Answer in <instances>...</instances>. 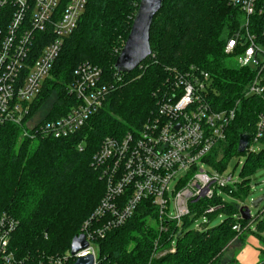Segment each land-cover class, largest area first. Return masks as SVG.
Listing matches in <instances>:
<instances>
[{
    "label": "trees",
    "instance_id": "1",
    "mask_svg": "<svg viewBox=\"0 0 264 264\" xmlns=\"http://www.w3.org/2000/svg\"><path fill=\"white\" fill-rule=\"evenodd\" d=\"M140 2L89 0L34 102L33 114L47 110L42 122L67 114L78 103L71 92L75 70L83 63L99 66L115 89L81 130L64 138H30L17 125H0V215L6 213L19 222L11 238L19 264H39L47 256L71 249L83 222L91 218L106 191V183L93 166L94 155L107 137L138 133L157 113L158 94L168 79L192 67L211 74L210 100L216 110L239 102L226 140L208 157L224 173L234 154L246 156L241 179L231 186L233 199L223 201L218 194L200 199L190 205L191 215L181 226L169 222L167 232L158 229V212L146 201L126 224L98 242L101 263L220 264L226 248L243 241L246 231L261 237L264 258V218L258 219L253 231L254 217L246 220L240 214L251 192L252 176L264 167V149L238 152L241 135L257 133L264 116V96L245 95L257 70L239 66L235 55L225 53L228 40L248 17L229 0H163L151 26L152 54L133 72H118L116 63ZM249 28L261 37L264 13L249 17ZM219 205L208 217L211 223L222 215L220 224L191 228L209 206ZM237 224L240 230L234 229ZM174 241L176 250L172 251Z\"/></svg>",
    "mask_w": 264,
    "mask_h": 264
},
{
    "label": "built area",
    "instance_id": "2",
    "mask_svg": "<svg viewBox=\"0 0 264 264\" xmlns=\"http://www.w3.org/2000/svg\"><path fill=\"white\" fill-rule=\"evenodd\" d=\"M88 2L0 0V125H17L23 129V136L30 138H64L81 130L104 106L115 85L106 79L102 68L83 63L75 70L71 84L78 103L63 116L33 121L34 102L65 40L78 28ZM229 3L248 20L228 40L225 53L235 55L239 66L257 70L245 95L264 96V33L259 37L249 28V17L264 13V0H229ZM167 84L158 94L157 113L138 133L107 137L93 157V166L106 183V191L91 218L82 225L80 234L86 236L89 246L76 255L70 249L65 254L47 256L39 264H73L77 258L90 254L94 256V264H102L98 242L109 231L126 224L146 201L158 212V229L167 232L169 222L180 227L184 218L191 215L192 203L215 194L226 201L224 192L232 193L231 186L240 180L234 182L233 173L217 171L208 157L226 140L239 102L234 107L216 110L210 100L213 78L196 67L175 72ZM263 135L264 116H261L247 152H255L254 144ZM180 173L184 176L171 189ZM219 207L209 206L196 219L203 218L196 229L210 224L209 214ZM18 224L6 213L0 215V264L21 263L11 248ZM234 229L240 230L241 226L237 224ZM171 249L176 250L175 241Z\"/></svg>",
    "mask_w": 264,
    "mask_h": 264
},
{
    "label": "water",
    "instance_id": "3",
    "mask_svg": "<svg viewBox=\"0 0 264 264\" xmlns=\"http://www.w3.org/2000/svg\"><path fill=\"white\" fill-rule=\"evenodd\" d=\"M163 6V0H141L131 32L120 52L116 63L118 72H133L139 65L152 54L150 31L153 20ZM252 135L244 133L240 137L238 152L245 153L251 143ZM264 196L253 201L252 206L258 207ZM243 219L250 220L252 216L251 207L243 205L240 208ZM89 242L84 234L74 237L71 245V253L76 255L79 251L87 248ZM73 264H94L92 254L79 257Z\"/></svg>",
    "mask_w": 264,
    "mask_h": 264
},
{
    "label": "rangeland",
    "instance_id": "4",
    "mask_svg": "<svg viewBox=\"0 0 264 264\" xmlns=\"http://www.w3.org/2000/svg\"><path fill=\"white\" fill-rule=\"evenodd\" d=\"M234 62L236 61V58L233 57ZM47 113V110H40L37 113H35V115H33V121H42L45 117ZM262 149H264V142L260 141L256 144H254L253 150L258 153L260 152ZM246 156H239V155H235L232 157V159L230 160L225 173L226 174H230L233 173V181L236 182L238 180L241 179V172L243 169V165L245 162ZM206 169H209L208 167H206ZM184 176V173H180L178 178L172 182L171 184V189H173L177 183V181L182 178ZM224 197L227 200H231L233 199V197L228 194L227 192H224ZM264 196V167L260 168L254 176H252V183H251V192L249 194V196L247 197V199L245 200V202L242 205H248L251 207V211H252V216L253 221L251 222V229L253 231L257 230V216L259 215V217L263 216L264 218V199L260 202L259 206L253 207L252 203L253 201L261 198ZM174 207V204H173ZM172 212H174V210L172 209ZM223 220V217H217L215 218L209 226L213 227L216 226L218 224H220ZM203 222V218H199L198 220H196L191 228L192 229H196V225L200 224ZM84 223V222H83ZM155 224L156 223H152ZM256 233V232H255ZM253 234L250 231H246L244 234V239L243 241H236L231 243L227 248H226V252L224 253L220 264H248L251 260H255L258 258V255L256 253L257 251V247L255 245L254 242H251L249 240L250 236L254 235L257 239L260 240V237L258 234ZM264 235V234H263ZM249 255L250 257L247 259L244 254ZM248 260V261H247ZM264 258L261 257V255H259V262L263 261Z\"/></svg>",
    "mask_w": 264,
    "mask_h": 264
},
{
    "label": "crops",
    "instance_id": "5",
    "mask_svg": "<svg viewBox=\"0 0 264 264\" xmlns=\"http://www.w3.org/2000/svg\"><path fill=\"white\" fill-rule=\"evenodd\" d=\"M262 217H263V216L259 217V215H258L256 221H258V219H259V218H262ZM250 226H251V224H250ZM254 233H255V232H254ZM254 233H253V234H254ZM255 234H257V233H255ZM263 234H264V232L261 233L262 236H264ZM259 237H260V236H259ZM249 240H250L251 242H254V243H255V245H256V247H257V251H256V253H257V255H258V258L255 259V260H251L248 264H258L257 262H259L258 260H259V255H261V248L263 247L261 237H260V240H259V239H257L254 235H252V236H250ZM244 256H245L247 259L250 257L249 255H247V253L244 254ZM247 261H248V260H247Z\"/></svg>",
    "mask_w": 264,
    "mask_h": 264
}]
</instances>
